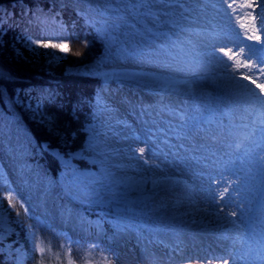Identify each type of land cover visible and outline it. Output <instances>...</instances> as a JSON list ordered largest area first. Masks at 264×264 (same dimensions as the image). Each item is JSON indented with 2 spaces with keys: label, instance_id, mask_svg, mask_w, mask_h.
Here are the masks:
<instances>
[{
  "label": "rangeland",
  "instance_id": "obj_1",
  "mask_svg": "<svg viewBox=\"0 0 264 264\" xmlns=\"http://www.w3.org/2000/svg\"><path fill=\"white\" fill-rule=\"evenodd\" d=\"M49 1L103 23L99 58L67 67L102 81L96 120L83 147L64 154L37 147L0 108V254L25 264L35 248L12 193L65 235L104 240L87 264H264V44L249 39L264 40V6ZM16 14L0 7V37L17 20L30 51L64 55L33 43L65 38L57 12L20 3ZM45 88L15 100L36 113ZM42 149L57 159V175L35 158Z\"/></svg>",
  "mask_w": 264,
  "mask_h": 264
},
{
  "label": "trees",
  "instance_id": "obj_2",
  "mask_svg": "<svg viewBox=\"0 0 264 264\" xmlns=\"http://www.w3.org/2000/svg\"><path fill=\"white\" fill-rule=\"evenodd\" d=\"M20 3L57 12L67 32L63 42L69 43L70 51L59 59L50 60L45 50L32 52L21 44L24 32L17 20L5 26L0 37V108L16 118L33 136L37 147L44 143L49 148L67 154L83 147L87 129L96 120V92L102 85L98 76L67 72V67L85 68L99 58L105 49L101 33L103 23L89 21L71 7L59 6L49 0H0V7L11 9L12 16L16 17L17 5ZM49 41L61 42L54 37ZM108 83L112 87L119 86L116 82ZM35 86L46 87L40 96L36 113L15 100L16 94L25 95L28 87ZM35 158L52 175L58 174L59 163L49 152L39 150ZM76 160L81 166H88L83 159ZM16 198L22 203L19 196ZM14 210L20 220L33 230L35 248L29 250L25 264H87L88 256L98 254L105 246L104 240L93 236H67L39 215L29 211L25 213L19 204L15 205ZM37 244L45 248L44 253L37 250ZM0 264L15 263L0 254Z\"/></svg>",
  "mask_w": 264,
  "mask_h": 264
},
{
  "label": "snow or ice",
  "instance_id": "obj_3",
  "mask_svg": "<svg viewBox=\"0 0 264 264\" xmlns=\"http://www.w3.org/2000/svg\"><path fill=\"white\" fill-rule=\"evenodd\" d=\"M255 6H264V0H250V2L248 3L247 7L249 8H253ZM229 7H232V5L230 4ZM253 20H255V16H253ZM257 31L260 32H264V16L261 17V27L259 29H257ZM256 39L257 41L261 42L262 44H264V40L261 39V37L259 35L255 36V37H249V39ZM65 38H60L59 43H53L51 41L49 42H42V41H33V43L38 44V46L43 47V48H54V49H59L61 52L67 53L70 51V47H69V43H65L63 42ZM227 54V53H226ZM243 54V49H241V55ZM231 58V57H229ZM252 67H255V65H253ZM257 87H260L261 92H264V86L261 85H257ZM139 151L141 153L144 152V149L141 148L139 149ZM228 191V188H224L223 191L221 192V196L223 197L224 193H226ZM7 199L9 201V205L12 207H15L16 204H19L20 208H24L23 203H21L12 193H8L7 194ZM25 213L27 212V209L24 208ZM234 215V213H233ZM37 250L40 253H44L45 252V248L41 247L40 244L36 245ZM50 251V249H49ZM225 264H227V262H225Z\"/></svg>",
  "mask_w": 264,
  "mask_h": 264
},
{
  "label": "bare ground",
  "instance_id": "obj_4",
  "mask_svg": "<svg viewBox=\"0 0 264 264\" xmlns=\"http://www.w3.org/2000/svg\"><path fill=\"white\" fill-rule=\"evenodd\" d=\"M218 233V232H217Z\"/></svg>",
  "mask_w": 264,
  "mask_h": 264
}]
</instances>
